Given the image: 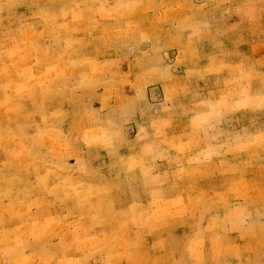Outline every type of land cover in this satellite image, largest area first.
<instances>
[{"label": "rangeland", "instance_id": "rangeland-1", "mask_svg": "<svg viewBox=\"0 0 264 264\" xmlns=\"http://www.w3.org/2000/svg\"><path fill=\"white\" fill-rule=\"evenodd\" d=\"M0 264H264V0H0Z\"/></svg>", "mask_w": 264, "mask_h": 264}]
</instances>
